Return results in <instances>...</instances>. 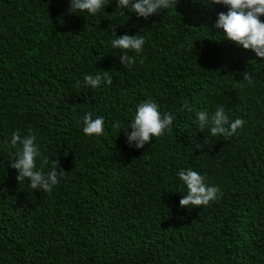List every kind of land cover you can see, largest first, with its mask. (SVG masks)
<instances>
[{
  "label": "trees",
  "instance_id": "1",
  "mask_svg": "<svg viewBox=\"0 0 264 264\" xmlns=\"http://www.w3.org/2000/svg\"><path fill=\"white\" fill-rule=\"evenodd\" d=\"M227 10L177 0L145 20L117 0L96 15L70 0H0V264H264V60L214 27ZM113 32L145 38L135 63L122 65ZM98 71L112 84L85 86ZM148 100L175 119L136 149L122 130ZM219 106L244 121L231 137L198 126ZM88 113L102 135L83 133ZM15 131L35 135L45 173L59 161L51 192L17 182ZM189 167L220 188L215 202L179 206Z\"/></svg>",
  "mask_w": 264,
  "mask_h": 264
},
{
  "label": "clouds",
  "instance_id": "2",
  "mask_svg": "<svg viewBox=\"0 0 264 264\" xmlns=\"http://www.w3.org/2000/svg\"><path fill=\"white\" fill-rule=\"evenodd\" d=\"M177 0H117V8L129 9L138 17L147 20L150 16L157 14L161 9H174ZM108 4V0H70V10L72 13L87 12L89 15H96ZM212 5H224L227 12H220L217 15L214 27L223 34L229 42L242 47L244 50H251L255 56L264 60V23L260 17L264 16V0H212ZM121 15H124L120 11ZM112 40L111 46L114 49L124 50V54L119 60L124 66L135 63V56H129L128 52L141 53L145 44V38L140 35L129 36L127 34L116 36ZM243 79L240 80L241 86L244 82L252 83V75L245 71ZM111 85L112 76L110 71H98L95 76L86 75L84 84L93 89L101 84ZM79 86V82L77 84ZM183 107L191 111L187 102ZM175 117L170 113L163 116L159 113L158 105L151 101H145L137 106L134 119L122 130L126 137L128 146L142 149L145 144L152 141L153 137H160L166 132L171 131V126ZM199 128L203 131L206 127L212 136L221 135L231 137L241 128L244 121L236 119L229 120L222 106L217 107L214 114L210 115L201 111L197 113ZM83 133L91 136H100L104 133V119L102 117L92 118L88 113L83 118ZM119 128V124L113 125ZM36 137L32 133L21 135L15 131L11 135L9 148L15 149L8 165L17 172V182L27 180L30 187L34 190L51 192L60 182L61 177L66 174L59 168V161L55 160L51 164L48 172L43 168L48 164L46 157H42L40 149L35 142ZM40 158V168L36 166L37 158ZM178 178L186 186L187 192L179 200L182 208L192 206H208L215 202L221 195L220 188L210 186L205 182V177L192 168L181 169Z\"/></svg>",
  "mask_w": 264,
  "mask_h": 264
}]
</instances>
